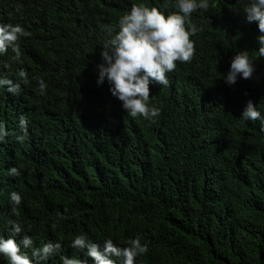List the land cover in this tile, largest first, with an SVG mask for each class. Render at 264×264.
I'll return each mask as SVG.
<instances>
[{
  "label": "trees",
  "instance_id": "16d2710c",
  "mask_svg": "<svg viewBox=\"0 0 264 264\" xmlns=\"http://www.w3.org/2000/svg\"><path fill=\"white\" fill-rule=\"evenodd\" d=\"M164 2L0 0V24L27 32L21 62L11 51L0 56V76H29L17 95L0 88L9 132L0 143V233L12 236L15 221L18 241L27 234L35 246L60 242L45 264H62L61 256L94 264L71 246L78 234L101 247L109 237L124 246L139 236L148 251L137 264H264V129L241 118L249 100L264 112V57L243 3L210 0L192 13L201 29L190 37L192 60L177 62L168 85L150 84L158 117L128 116L107 79L97 84L108 29H118L133 3ZM167 2L165 14L175 11ZM241 50L254 73L229 85L224 77ZM14 165L18 176L9 175ZM12 191L22 196L18 216ZM0 264L8 261L0 256Z\"/></svg>",
  "mask_w": 264,
  "mask_h": 264
},
{
  "label": "clouds",
  "instance_id": "9594fccd",
  "mask_svg": "<svg viewBox=\"0 0 264 264\" xmlns=\"http://www.w3.org/2000/svg\"><path fill=\"white\" fill-rule=\"evenodd\" d=\"M246 13L248 22H258L259 44L258 53L264 57V0H240ZM169 8L167 0L159 6H149L146 3H133L130 10L120 16L118 29H108V38L103 43L102 59L98 65L97 84L102 85L105 79L110 84L113 96L122 102L127 115L136 118L142 116L152 120L159 116L160 110L150 105V84L168 85L167 74L174 71L177 62H190L194 56V42L190 38L199 30L192 22L191 15L197 10H208L210 0H173ZM27 32L20 24H0V56L13 53L10 60L21 62L22 50L19 43L21 37ZM11 64L5 62L3 68H10ZM255 70L253 58L248 50L239 51L231 61L230 69L224 77L229 85L235 84L238 78H251ZM18 78L14 81L0 76V88H5L9 93L17 95L22 90V85L29 82L28 73L20 70ZM38 83V91L46 94L47 84L41 77H34ZM243 120L256 121L259 119L261 129H264V112L249 100L242 113ZM21 135L17 139H25L28 121L21 116L19 121ZM9 132L4 121L0 120V143L6 141ZM9 175L18 176L20 170L12 166ZM12 212L22 203V196L17 191L10 193ZM13 235L7 238L0 233V256L8 264H45L50 257L58 253L60 242L48 241L42 246H35L33 238L27 234L18 241L23 228L20 223L12 222ZM71 246L86 249V255L91 257L94 264H137V257L148 251L146 244L141 242L139 236L129 237L120 246L113 238L104 239L103 247L92 241L84 234L75 235L70 240ZM30 249L29 252L22 251ZM115 258V259H113ZM62 264H88L87 260L77 257L61 256Z\"/></svg>",
  "mask_w": 264,
  "mask_h": 264
}]
</instances>
